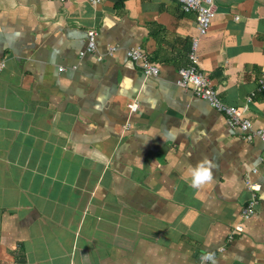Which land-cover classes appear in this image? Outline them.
Listing matches in <instances>:
<instances>
[{
	"label": "crops",
	"instance_id": "obj_1",
	"mask_svg": "<svg viewBox=\"0 0 264 264\" xmlns=\"http://www.w3.org/2000/svg\"><path fill=\"white\" fill-rule=\"evenodd\" d=\"M212 1L198 67L248 131L176 84L197 30L175 0H0V264H264V0ZM247 180L256 211L229 239Z\"/></svg>",
	"mask_w": 264,
	"mask_h": 264
},
{
	"label": "built area",
	"instance_id": "obj_2",
	"mask_svg": "<svg viewBox=\"0 0 264 264\" xmlns=\"http://www.w3.org/2000/svg\"><path fill=\"white\" fill-rule=\"evenodd\" d=\"M50 1V0H49ZM58 2H65L69 0H52ZM92 5L98 4L101 0H87ZM181 11L191 12L195 15V24L197 34L191 40V50L189 53V63L178 69V78L176 84L183 88H190L196 97L205 100L211 107L221 112L226 119V122L230 127L239 128L242 131H248L252 126V121L245 115V108H240L234 105L224 104L218 97L217 91L212 87L208 75L199 69L198 67V43L200 37L204 36L209 27L214 15V4L212 0H175ZM95 35L94 29L87 31L86 47L80 52V55L84 53H93L95 51ZM111 47L110 50H113ZM126 55L132 61L140 63L141 70L145 77L156 76L158 74V67L154 65L148 56L140 48H133L126 51ZM99 55L96 59H100ZM3 63L0 64V68ZM259 89H264L263 79L259 80ZM252 96L248 97V101ZM133 106H136L135 111L138 108L136 101L129 102L127 109L129 113L133 111ZM262 141H264V131H256ZM252 134H248L246 137L250 139ZM261 161L264 163V151L261 155ZM246 188L249 192V197L246 203L242 206L240 211V221L233 226L229 239L232 238V234L241 233L244 230L243 224L248 221L256 211V205L258 203V192L260 185L253 181H246Z\"/></svg>",
	"mask_w": 264,
	"mask_h": 264
},
{
	"label": "clouds",
	"instance_id": "obj_3",
	"mask_svg": "<svg viewBox=\"0 0 264 264\" xmlns=\"http://www.w3.org/2000/svg\"><path fill=\"white\" fill-rule=\"evenodd\" d=\"M136 106H133L135 111ZM216 164L213 160L205 157L190 167L189 187L200 190L214 180V169ZM201 264H219L216 254L212 251H203L199 256Z\"/></svg>",
	"mask_w": 264,
	"mask_h": 264
}]
</instances>
